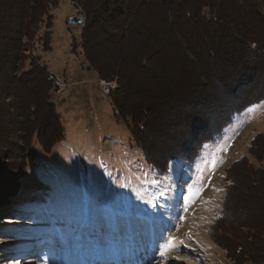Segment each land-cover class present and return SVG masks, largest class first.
I'll list each match as a JSON object with an SVG mask.
<instances>
[{
	"label": "trees",
	"instance_id": "16d2710c",
	"mask_svg": "<svg viewBox=\"0 0 264 264\" xmlns=\"http://www.w3.org/2000/svg\"><path fill=\"white\" fill-rule=\"evenodd\" d=\"M59 1L0 0V206L8 209L24 189L19 178L33 143L49 154L64 138L38 54L51 49V11ZM72 1L85 14L84 63L98 80H117L119 89L107 95L113 118L126 124L157 174L177 161L192 164L237 116L264 100V0ZM31 51L35 56L25 55ZM248 154L259 164L242 157L228 167L217 225L226 216L230 222L212 240L233 262L256 261L249 246L264 264V133L254 136ZM24 204L32 220L45 214L35 210L36 201ZM48 215L44 226L52 231L59 220ZM246 229L254 234L249 239ZM34 232L28 236L41 234ZM103 246L112 253L116 238Z\"/></svg>",
	"mask_w": 264,
	"mask_h": 264
},
{
	"label": "rangeland",
	"instance_id": "374dc122",
	"mask_svg": "<svg viewBox=\"0 0 264 264\" xmlns=\"http://www.w3.org/2000/svg\"><path fill=\"white\" fill-rule=\"evenodd\" d=\"M77 8L72 0L58 2L51 11V49H38L48 71L70 84L64 93H53L64 138L49 154L33 143L19 178L24 186L19 201L9 209L0 206V264H258L249 246L245 250L256 261L246 257L236 263L212 239L224 235L230 222L226 216L217 225L228 167L242 157L259 164L248 147L264 133V100L237 116L192 164L177 161L157 174L134 146L126 124L114 120L108 96L84 63L80 28L65 25ZM44 27L37 25L39 31ZM86 80L92 83L74 85ZM25 201L38 202L35 210L45 214L32 220L22 208ZM48 213L59 220L52 222V231L44 226ZM29 231L41 234L28 236ZM248 234L254 235L245 231L248 239ZM113 237L118 247L109 253L103 241ZM83 241L91 246H80Z\"/></svg>",
	"mask_w": 264,
	"mask_h": 264
},
{
	"label": "built area",
	"instance_id": "2783aa9c",
	"mask_svg": "<svg viewBox=\"0 0 264 264\" xmlns=\"http://www.w3.org/2000/svg\"><path fill=\"white\" fill-rule=\"evenodd\" d=\"M44 25V24H41ZM65 25L67 29L71 28H80L82 29L85 25V14L84 12L80 9L77 8L76 14L75 15H70L66 18L65 20ZM45 28V27H44ZM44 29H41L38 33L41 35L43 33ZM80 43V41H79ZM33 54L35 56V53L33 51L27 52V54ZM46 79L49 83H51L52 89L56 94H61L64 93L67 88L69 87L70 84L66 83L63 81L61 78H59L55 73L51 71H47ZM88 83H92V81H83V82H77L74 83V85L78 84H83L84 86H87ZM99 91L103 95H109L110 93H113L119 89L118 82L116 79H111V80H98L95 82Z\"/></svg>",
	"mask_w": 264,
	"mask_h": 264
},
{
	"label": "snow or ice",
	"instance_id": "6c2138e0",
	"mask_svg": "<svg viewBox=\"0 0 264 264\" xmlns=\"http://www.w3.org/2000/svg\"><path fill=\"white\" fill-rule=\"evenodd\" d=\"M164 253L162 252L161 255H163Z\"/></svg>",
	"mask_w": 264,
	"mask_h": 264
},
{
	"label": "crops",
	"instance_id": "0c3cea01",
	"mask_svg": "<svg viewBox=\"0 0 264 264\" xmlns=\"http://www.w3.org/2000/svg\"><path fill=\"white\" fill-rule=\"evenodd\" d=\"M75 83H77V82H75Z\"/></svg>",
	"mask_w": 264,
	"mask_h": 264
},
{
	"label": "water",
	"instance_id": "95a60500",
	"mask_svg": "<svg viewBox=\"0 0 264 264\" xmlns=\"http://www.w3.org/2000/svg\"><path fill=\"white\" fill-rule=\"evenodd\" d=\"M48 70V69H47Z\"/></svg>",
	"mask_w": 264,
	"mask_h": 264
}]
</instances>
